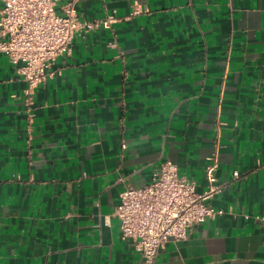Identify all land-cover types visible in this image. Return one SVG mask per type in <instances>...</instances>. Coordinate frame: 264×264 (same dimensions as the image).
<instances>
[{
    "label": "crops",
    "instance_id": "1",
    "mask_svg": "<svg viewBox=\"0 0 264 264\" xmlns=\"http://www.w3.org/2000/svg\"><path fill=\"white\" fill-rule=\"evenodd\" d=\"M76 13L116 21L77 32L29 98L0 52V264H139L113 216L120 193L166 159L201 191L213 153L226 185L208 202L223 212L155 264H264V0H80Z\"/></svg>",
    "mask_w": 264,
    "mask_h": 264
},
{
    "label": "built area",
    "instance_id": "2",
    "mask_svg": "<svg viewBox=\"0 0 264 264\" xmlns=\"http://www.w3.org/2000/svg\"><path fill=\"white\" fill-rule=\"evenodd\" d=\"M79 1L0 0V52L17 67L26 82L24 94L28 98L35 87L51 77L55 59L69 53L77 32L109 28L116 21L112 15L81 21L76 13ZM137 13L132 10V14ZM206 159V186L201 191L196 190L194 180L180 176L176 164L166 159L148 183L128 185L120 193L113 216L118 220L120 238L129 241L139 254V264H155L158 250L166 241L183 239L193 225L223 212L208 201L224 189L226 182L216 176V155ZM232 176L237 177L238 171L234 170Z\"/></svg>",
    "mask_w": 264,
    "mask_h": 264
}]
</instances>
